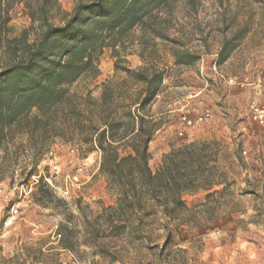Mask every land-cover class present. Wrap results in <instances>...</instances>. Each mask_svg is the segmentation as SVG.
<instances>
[{"label":"rangeland","instance_id":"1","mask_svg":"<svg viewBox=\"0 0 264 264\" xmlns=\"http://www.w3.org/2000/svg\"><path fill=\"white\" fill-rule=\"evenodd\" d=\"M58 1L65 11L75 2ZM10 14L16 31L29 25L21 5ZM164 15V33L178 43L155 38L146 55L168 77L160 108L180 109L162 117L161 125L181 124L152 137L148 165L155 171L172 148L205 142L210 186L184 193L187 209L175 220L159 216L139 237L106 231L96 242L86 237L77 206L97 212L115 202L98 174V152H86L75 135L48 137L38 141V149L26 135L14 136L0 145V264H31L30 256L52 264H264V0H177ZM172 48L186 51L192 63L175 65ZM139 50L137 43L128 47L127 66L143 65ZM115 65L105 48L100 73L111 78ZM101 79L81 80L71 89L83 96L88 88L97 96ZM34 151L40 152L35 169L55 196L45 206L30 195L38 176L22 183L23 173L33 167ZM66 212L74 215L68 223L74 231L70 253L35 251L29 245L31 222L42 231V244L54 231L64 247L57 229ZM16 238L22 240L17 250L10 245Z\"/></svg>","mask_w":264,"mask_h":264},{"label":"trees","instance_id":"2","mask_svg":"<svg viewBox=\"0 0 264 264\" xmlns=\"http://www.w3.org/2000/svg\"><path fill=\"white\" fill-rule=\"evenodd\" d=\"M175 1L75 0L65 11L58 0H0V145L26 135L37 148L48 137L67 140L75 135L86 144V152H98V174L116 199L97 212L77 206L85 235L93 241L106 231L139 237L159 216L175 220L186 210L184 193L210 186L205 142L172 148L155 171L148 165V144L162 126L150 105L162 90L164 70L146 51H152L155 38L178 43L164 33V13ZM18 5L29 19L20 31L10 24L11 10ZM134 43L140 46L143 65L131 68L125 56ZM105 48L116 59L113 76L99 85L97 96L88 88L79 95L71 87L100 74ZM171 51L175 65L192 63L186 51ZM31 158L33 167L23 173L22 183L37 175L30 195L45 206L55 196L35 169L40 152ZM73 218L66 212L57 229L59 242L68 249Z\"/></svg>","mask_w":264,"mask_h":264},{"label":"crops","instance_id":"3","mask_svg":"<svg viewBox=\"0 0 264 264\" xmlns=\"http://www.w3.org/2000/svg\"><path fill=\"white\" fill-rule=\"evenodd\" d=\"M98 76H102V79L101 81H105V79L107 78V72H102V74L100 73ZM168 82V77H165L163 83H167ZM177 88V87H175ZM163 95V92L159 93L154 101V103L152 104L151 106V113L154 114L155 116V119L158 120V121H161L162 120V117L164 118L165 116H167V114H170V113H174V112H178L180 109L179 108H160L159 106V100L160 98L162 97ZM179 116V115H178ZM180 124L181 122H167L166 125L167 127L165 128V124L162 125V127L155 133L154 137H156L159 133H165L167 132L168 130H172V129H176V128H179L180 127ZM162 128H165V129H162ZM162 129V130H161ZM153 139V138H152ZM152 142V140L150 141V143ZM149 143V144H150ZM172 148V147H171ZM31 224L34 226V228H32L30 231H29V238L32 239V242H29V245H31V247L35 250V251H40V252H45V253H52V252H57V251H61V252H69V250L67 248H64L62 246H60L58 244V237L57 235H55V232L52 231V233L50 234L49 238H50V241H46L44 244H42L40 242V238H38V235H42V231L38 230L37 229V225H36V222L33 221L31 222ZM21 239L18 240L17 238L10 244L11 247H15L16 250L18 248L17 244L20 245L21 244ZM39 241V242H37ZM15 250V251H16ZM28 261L31 262V264H52V263H44L42 260H38L36 258H33L32 256H30L28 258Z\"/></svg>","mask_w":264,"mask_h":264},{"label":"built area","instance_id":"4","mask_svg":"<svg viewBox=\"0 0 264 264\" xmlns=\"http://www.w3.org/2000/svg\"><path fill=\"white\" fill-rule=\"evenodd\" d=\"M187 123L190 124V120H188Z\"/></svg>","mask_w":264,"mask_h":264}]
</instances>
